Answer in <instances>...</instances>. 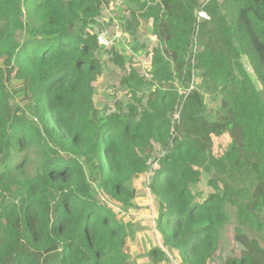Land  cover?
<instances>
[{"label":"trees","instance_id":"16d2710c","mask_svg":"<svg viewBox=\"0 0 264 264\" xmlns=\"http://www.w3.org/2000/svg\"><path fill=\"white\" fill-rule=\"evenodd\" d=\"M119 1L0 0V264H137L120 214L138 208L139 176L155 201L154 262L209 264L233 241L262 252L264 0H123V27L143 23L157 46L143 68L142 46L115 40L108 59L131 101L102 116L98 37L103 5ZM204 177L213 192L199 198Z\"/></svg>","mask_w":264,"mask_h":264},{"label":"rangeland","instance_id":"374dc122","mask_svg":"<svg viewBox=\"0 0 264 264\" xmlns=\"http://www.w3.org/2000/svg\"><path fill=\"white\" fill-rule=\"evenodd\" d=\"M201 2H203V0H201ZM112 5L113 6L110 7H104L105 13H102L103 15L101 17L104 26H106V30L101 29L105 32V38L101 39V42L105 41L107 42V45L101 44L105 46L106 49L102 52L101 56L103 66L102 73L94 83V99L96 107L102 116L109 115L112 110H115L116 103L125 105L131 101L126 95L127 90L125 88H121L119 85L123 73L108 59L109 55L107 52L110 50L111 46L116 43L115 40H121L128 51L137 46H142L139 47V52L134 55V59L135 63L142 65L143 68L144 66L146 67L150 64L151 51L157 46V40L153 36L152 30L143 23L139 29L136 30L134 35L130 34V31L123 27V18H126L129 15V4L128 6L125 1L120 0L118 4L114 3ZM180 8L181 6H176L175 11L178 12ZM108 23H110V26H107ZM101 30L100 28L95 27L94 31L90 30V32L92 34H100L102 32ZM107 37L108 39L106 40ZM244 63L249 69L257 88L260 89L261 86L253 75L252 70L249 68L247 59H244ZM17 82L18 81H15V84H17ZM149 89V87L145 86L140 88L138 91L139 95L145 97V102L147 100ZM219 100L216 103H210L212 109H216L220 106L221 103ZM230 143L231 138L228 134L221 137L214 136V154L216 156L223 155V153L228 149ZM148 181V178H144L142 176L135 179L133 186L137 192L136 204L138 208L131 213L120 214V216L124 219L125 224L131 223L133 225L132 230L134 237L128 241V254L131 260L137 264H182L178 260L175 253L168 254L166 258L159 262H154L152 257L149 256V252L154 247L158 246L162 248V243L157 236L154 223V219L156 217V207L155 201L151 197L148 189ZM194 191L197 197L200 195L202 198H207L208 195L213 192L205 177L199 184L194 186ZM99 199L102 203L105 202V199L101 195H99ZM233 235L234 233L232 228L229 227V236L231 239H233ZM256 240L258 241L261 249H263L262 252L250 251L245 245L233 241L230 248H220L209 264H229L231 260L240 259L244 255H250L252 257V264H264V240L260 238H257Z\"/></svg>","mask_w":264,"mask_h":264},{"label":"built area","instance_id":"2783aa9c","mask_svg":"<svg viewBox=\"0 0 264 264\" xmlns=\"http://www.w3.org/2000/svg\"><path fill=\"white\" fill-rule=\"evenodd\" d=\"M201 1V0H200ZM209 0H203V2H201V3H204V4H206L207 2H208ZM105 6H108V7H110L109 5H106V4H104L103 5V7H105ZM198 17L199 18H204V19H207L208 18V16H207V14L203 11V10H201L199 13H198ZM113 20V19H112ZM114 21V20H113ZM120 28H121V24H120ZM117 36V35H116ZM104 37L103 36H99L98 37V41H99V43L100 44H105V45H107V42H101V39H103Z\"/></svg>","mask_w":264,"mask_h":264}]
</instances>
